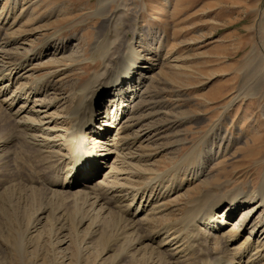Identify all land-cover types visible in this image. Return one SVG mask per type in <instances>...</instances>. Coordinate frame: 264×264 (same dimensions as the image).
I'll return each mask as SVG.
<instances>
[{
	"label": "rangeland",
	"instance_id": "obj_1",
	"mask_svg": "<svg viewBox=\"0 0 264 264\" xmlns=\"http://www.w3.org/2000/svg\"><path fill=\"white\" fill-rule=\"evenodd\" d=\"M7 12L8 23L0 19V142L12 141L0 152V264H201L191 252L174 260L173 246L146 245L154 233L170 229L161 240L178 232L205 191L256 198L227 215L225 233L233 249L264 243V228L255 226L264 222V0H0V17ZM120 39L140 56L138 67L154 66L142 88L131 84L142 94L127 115L99 116L95 130H109L107 144L128 147L102 160L89 192L103 201L92 205L77 198L78 189L49 186L56 148L36 152L18 122L49 123L54 132H33L37 141L63 136L77 78L99 73L108 43ZM112 94L97 96L95 114ZM24 104L33 113L17 117ZM149 181L169 196L134 216L143 194L131 196ZM109 188L127 193L125 218ZM220 239L208 247L223 257Z\"/></svg>",
	"mask_w": 264,
	"mask_h": 264
},
{
	"label": "bare ground",
	"instance_id": "obj_2",
	"mask_svg": "<svg viewBox=\"0 0 264 264\" xmlns=\"http://www.w3.org/2000/svg\"><path fill=\"white\" fill-rule=\"evenodd\" d=\"M9 16L10 13L7 12L5 15L0 17V19L3 22H7ZM114 20L115 18H113L112 21L109 22L110 26H112ZM7 23L2 24L6 27ZM123 42L124 41L120 39V41H112L108 43L106 50L101 56L102 66L99 73L93 75L91 79L86 77L87 82L83 79L84 76L82 77V75L77 78V81L80 82H78L79 88H77L73 92V97L75 99L74 106L69 111V113L63 117V121L69 125V128L64 132L63 136H55L61 139V144L55 145V137L46 140L43 139L44 141H37L35 138L36 136L33 135V132L35 131L41 133H49V135H51L50 133H53L54 130L49 128V123L43 124L40 122V125L37 128L35 125L31 124L28 121L27 117V120L18 122L20 126V131H18L20 132V137L22 136L21 133L23 131L24 134L22 137L28 142V144H30L32 148L35 149L36 152H38L39 154H47L49 152L46 151L56 148V150L53 152L54 154H52L51 152V155L56 160H53L54 164L50 168L51 170H53L52 173H57L55 174L57 175V177H53L55 176L53 174V179L51 181L48 179V182L50 181L49 186L51 188L67 191L78 189V191L75 193L77 194V198L83 199L84 202L94 200L92 205L98 204L100 201H103L102 197H93L91 196L92 193L89 192V190H92L95 187V181L97 177L102 173V160H109L112 157L111 155H113L114 153L117 154L119 147H122V150L128 147V145L114 146L111 144H107V142L109 141L108 138L110 136L109 130L105 131L104 134H101L99 131L95 130V125L97 124V122H99V116H105L103 118L109 120L114 119L113 121H117L118 116L122 117L124 115H127L133 109L134 100L140 97V95L142 94L141 88L144 84V80L147 78L145 74H149V72L153 70L154 66V64L149 63L148 66L143 65L142 67H138V65L140 64V56H133L134 54L133 50L131 52V46L129 44L124 45ZM119 48H123L122 54L120 53ZM121 58L123 59L122 63H120L119 61ZM89 68L90 66H86L87 70ZM9 77L10 74L7 76L8 80ZM134 81H136L134 84L141 88L137 89V87H135L133 90H131V84H133ZM79 83H81L82 85H80ZM127 85L130 86V88H128V91L127 89L125 90V86ZM129 89L131 91H129ZM112 90L113 96L107 99L109 104V106H107L108 108L103 112L101 111L102 114H95V112L93 111V106L97 96H102L103 94H106ZM127 95L130 96L127 98ZM24 107L25 104L21 106L20 109L15 113L17 117L23 113H33L32 110H29L28 112L26 110H22ZM92 136H96L98 140H95ZM9 141H12V138L0 142V152H2L5 145L8 144ZM117 156L120 157L119 153ZM48 161L49 160H47V162ZM49 162H51V160ZM60 174H62L63 176H61ZM146 183L147 184L144 185L145 187H143L144 189H137V191L136 189H132L136 192L131 196L132 202L134 201L133 199H136V196L140 198L142 194L143 196L144 194H146L145 198L143 196L141 197V201L134 213V216L136 214L139 215L147 211V208L150 207L151 204H158L160 196H169L168 193L165 194V191L167 190L157 193V190L161 188L156 186L157 184H159L158 181L157 183L156 181H149ZM112 188L109 189L111 190ZM114 188L116 189L117 187L115 186ZM174 189L177 190L179 188L174 187ZM175 190L172 189L171 191L174 192ZM105 191H107V189ZM114 193L118 194L114 196ZM114 193L113 195H111L110 199H112V202L115 203V207L118 208V212L119 214H121L122 218H125V211L123 210V208L125 207L124 203L128 199L126 198L127 196H125L127 193H124L123 195L121 194L122 191H116ZM212 195L213 194L210 191H205L201 193L200 197H197L193 201L190 209L187 210L182 217L180 223L181 229H179L178 232L173 231L172 234H168L170 229H167L164 231V234L166 231L168 233H166V236L161 240H159V238L163 233H154L153 235L148 237L147 242H149V245L146 246H149V249L153 248L154 251L155 249L159 251L166 245L168 248L170 246H173L171 250L168 251L172 252V258L174 260L184 258V255L181 253L184 251H188L196 255L197 258L195 257V260H198V262L201 264H264V243L256 242L255 245L253 244L254 242H246L243 243L239 248L233 249V247L231 246L235 242V239L225 233V229L228 225L226 221L227 215H230L231 217V214H235V212L243 207V205L253 203L256 198L248 199L246 201L243 198H240L238 200L237 198L239 196V193H235L233 196H227L222 199L213 197ZM259 196V209H264V189L263 192L261 191ZM107 203H109V201ZM223 206V212L220 214V216L217 215L216 212ZM127 207L128 206H126V208ZM256 208L257 207H255V209L253 208L252 211H255ZM108 209L109 208H106L105 211H107ZM128 215L130 216L131 214L128 213ZM245 215L248 214H244L243 218L245 219L244 223L246 224L251 219H247ZM82 223L83 221H80L79 225H81ZM255 226H257V230H261V228H264V222L261 221L260 223H258V225ZM235 232L236 230L232 231V233ZM213 233L216 234L214 235ZM217 237L221 238L219 244H225L224 247L227 249V254H224L225 256L223 257L213 255L214 253H209L208 246L213 244L214 239L216 240ZM140 239L138 242H140ZM225 239L226 241L224 242L223 240ZM221 241H223L224 243H222ZM151 251L153 250L151 249ZM171 264H174V262H172Z\"/></svg>",
	"mask_w": 264,
	"mask_h": 264
}]
</instances>
